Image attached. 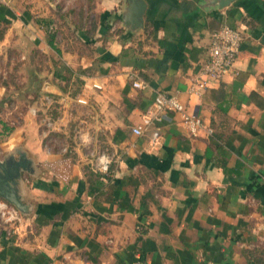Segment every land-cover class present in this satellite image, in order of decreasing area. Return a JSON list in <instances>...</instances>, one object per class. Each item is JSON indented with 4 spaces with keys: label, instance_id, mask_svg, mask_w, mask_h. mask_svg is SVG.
Here are the masks:
<instances>
[{
    "label": "crops",
    "instance_id": "obj_1",
    "mask_svg": "<svg viewBox=\"0 0 264 264\" xmlns=\"http://www.w3.org/2000/svg\"><path fill=\"white\" fill-rule=\"evenodd\" d=\"M145 1L142 25L131 0L103 1L83 35L91 52L42 41L51 57L43 74L29 66L20 123L0 112L15 125L0 158L28 159L16 185L25 210L0 226V264H264V0ZM11 17L31 15L0 2V20ZM223 24L244 34L233 69L190 93ZM158 92L207 130L170 113L134 134ZM101 153L108 172L96 169Z\"/></svg>",
    "mask_w": 264,
    "mask_h": 264
},
{
    "label": "rangeland",
    "instance_id": "obj_2",
    "mask_svg": "<svg viewBox=\"0 0 264 264\" xmlns=\"http://www.w3.org/2000/svg\"><path fill=\"white\" fill-rule=\"evenodd\" d=\"M103 1L105 0H0L8 4L21 18L27 13L31 15L27 21L19 18V24L12 17L0 20V82L6 85L4 97L0 99L1 115L4 113L3 107H6L5 115L12 116V123H20L21 120L16 114L28 108L29 93L34 91L31 89L30 92L29 66L34 65L38 75L43 74L46 62L51 57L48 52L39 49L42 41H48L54 35V42L62 51H92V44L85 42L83 35L91 36ZM35 36L38 41L34 45L35 50L32 49L29 54L33 46L30 41ZM13 97L17 99L16 102ZM12 123L8 125L14 127ZM0 131L3 134L0 139L11 132L4 129V124L3 127L0 124ZM5 158L8 157L4 156ZM15 221L18 222V219L7 222L0 211V226Z\"/></svg>",
    "mask_w": 264,
    "mask_h": 264
},
{
    "label": "built area",
    "instance_id": "obj_3",
    "mask_svg": "<svg viewBox=\"0 0 264 264\" xmlns=\"http://www.w3.org/2000/svg\"><path fill=\"white\" fill-rule=\"evenodd\" d=\"M243 39L242 30L228 24H223L211 32L208 45L209 58L202 64L200 76H197L190 86V93L203 91L209 79H222L232 71ZM133 85L137 88H145L147 83L136 78L133 81ZM81 93L82 95L84 94L83 91ZM80 100L84 101V98H80ZM170 113L181 116L184 124L193 134L206 129L203 119L195 113L188 112L186 105L178 95L158 92L152 106L144 114V123L134 126L132 128L133 133L139 136L143 135L148 126L158 124ZM208 131L210 132L211 130L208 129ZM94 157L96 169L100 172H108L112 158L105 153L97 154ZM0 211L7 222L18 218V211L7 201H0ZM135 264L146 263L137 261Z\"/></svg>",
    "mask_w": 264,
    "mask_h": 264
},
{
    "label": "water",
    "instance_id": "obj_4",
    "mask_svg": "<svg viewBox=\"0 0 264 264\" xmlns=\"http://www.w3.org/2000/svg\"><path fill=\"white\" fill-rule=\"evenodd\" d=\"M131 1V12L134 16L135 23L142 25L146 1ZM234 1L235 0H203V5L205 7H217L223 9ZM27 160L28 159L25 158L24 154L18 159H13L11 156H8V158L3 160L0 159V197L7 200L21 211H24L25 209L16 185H18V179L21 177L22 171L28 169Z\"/></svg>",
    "mask_w": 264,
    "mask_h": 264
},
{
    "label": "trees",
    "instance_id": "obj_5",
    "mask_svg": "<svg viewBox=\"0 0 264 264\" xmlns=\"http://www.w3.org/2000/svg\"><path fill=\"white\" fill-rule=\"evenodd\" d=\"M53 39H54V35H51L50 36V42H51V45H53L54 46V43H53ZM0 122H2L1 120H0ZM4 124V129L7 131V132H10V131H12L13 130V126H10V125H8V124H6V123H3Z\"/></svg>",
    "mask_w": 264,
    "mask_h": 264
}]
</instances>
